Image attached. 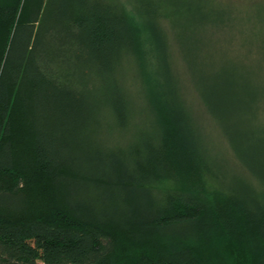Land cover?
I'll use <instances>...</instances> for the list:
<instances>
[{
    "label": "trees",
    "instance_id": "trees-1",
    "mask_svg": "<svg viewBox=\"0 0 264 264\" xmlns=\"http://www.w3.org/2000/svg\"><path fill=\"white\" fill-rule=\"evenodd\" d=\"M128 1L152 67L114 0H0V264H264L263 16Z\"/></svg>",
    "mask_w": 264,
    "mask_h": 264
},
{
    "label": "rangeland",
    "instance_id": "rangeland-1",
    "mask_svg": "<svg viewBox=\"0 0 264 264\" xmlns=\"http://www.w3.org/2000/svg\"><path fill=\"white\" fill-rule=\"evenodd\" d=\"M117 4H119L129 20L131 24L134 26L137 37H138V43L139 48L141 51L142 56L144 57V60L146 64L149 66H153L155 64L154 59V49H153V43L151 36L145 27L142 20L139 18V16L133 11L130 3L128 0H114ZM234 1L235 5H238L242 8L249 9L252 13V16L254 18L260 13L264 18V0H232ZM254 10V11H253ZM259 12V13H258ZM258 13V14H257ZM245 22L242 24L243 27L240 28V30H244V45L246 46V51L251 52V63L256 64L260 67V73H261V81L264 84V52L261 46H258V42H255V40H252V35H250L247 31L254 27L253 25V18L251 17L250 13H247L244 17ZM263 30V28H262ZM264 31V30H263ZM239 34V33H237ZM257 35H262V32H256ZM237 40H241L240 37L237 35ZM238 42H235L237 45H240ZM220 142V141H219ZM222 147V143L220 142V146ZM225 153H227L225 151ZM229 153H227V157H229ZM170 187L173 189H178L181 187H186L187 184H183L182 180L179 178L172 179L169 181Z\"/></svg>",
    "mask_w": 264,
    "mask_h": 264
}]
</instances>
